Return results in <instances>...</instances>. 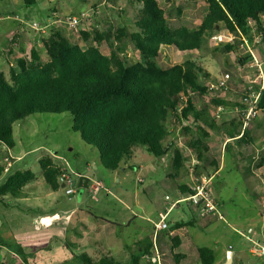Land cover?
Segmentation results:
<instances>
[{
    "label": "rangeland",
    "instance_id": "rangeland-1",
    "mask_svg": "<svg viewBox=\"0 0 264 264\" xmlns=\"http://www.w3.org/2000/svg\"><path fill=\"white\" fill-rule=\"evenodd\" d=\"M157 3L164 10L166 23L172 30L181 27L189 31L196 30L207 12V5L203 2L157 0ZM140 7L139 0H36L35 5L31 7H25L21 0H0V12H7L16 16L18 19L15 20V23L21 25V30H29L30 32H35L30 27L32 23L45 24L52 8L57 11L56 19L60 21L58 25L64 33L68 27L65 22L70 20L71 16L79 17L89 13V16L85 17L78 26L68 27L76 37L81 31L91 34L93 30L101 33L125 28L128 33H132L135 31V21L132 22L131 19L138 13ZM224 33L223 28L218 32L206 33L202 37L196 52L181 53L173 48L161 50L158 58L154 61L160 67L168 68L186 60H196L204 71L200 78L206 86L215 78L228 74L230 79L226 90L208 91L204 95H192V101L197 108L202 109L206 105L211 106L209 108H212L213 111L211 110L209 115L215 119L218 125L229 124L240 118L243 120L241 94L249 86L248 84L256 87V84L249 83L254 79V70L238 63V59L245 56L240 47L238 36L233 37L232 35L235 46L231 52L224 50V44L214 40L216 35L226 36ZM32 37L33 35L30 38ZM38 42L40 44V41ZM84 42L86 43H81L83 50L87 44L93 43L91 38ZM107 44L106 40L102 42L99 50L101 49L100 52L107 54L108 57L113 47L110 48ZM115 45L116 43L113 44L114 47ZM38 52L41 62L44 63L47 60V55L42 46ZM117 53L125 64L135 61L143 62L141 55H135L133 46L126 40L123 41L121 50ZM256 57L261 63L264 76V40L257 48ZM3 72L8 79V69L3 68ZM213 99L229 102L232 104V108H225L223 114L216 118V111L211 105ZM258 118L259 120H257ZM167 124L172 130L170 138L174 140L180 138L182 141L185 135L171 116H169ZM250 127H252L250 137L253 138V143L245 145L240 144L242 142L232 141L234 146L226 148V150L225 147H221L225 140L223 135L210 133L211 131L207 130L209 138L205 143V151L211 153L210 157L213 159L214 165L207 164L202 169L198 167L201 165H197L196 168H199L197 172L194 171L195 155L189 152L181 141L179 144L176 143L174 147L168 146L167 152H174V150L180 152L183 158V167L175 174L172 169L174 158L167 161L163 169L171 173L168 179L172 182L169 181L171 184H168L171 190L168 189L165 192L164 185L159 183V180L155 181L154 184L149 183L148 180L140 184L142 176L138 172L139 167H152L153 164L154 167H158V161H155V158L150 154L145 152L144 156L138 155L136 160L133 159L129 162V168H124V164L128 163L126 162L118 170L109 171L101 166L97 150L92 146L85 145L78 133L71 131V116L68 113L27 116L22 122H18L12 127L15 141L14 149L12 151L7 148L3 149L0 144V185L16 171H31L34 174V179L23 187L18 197H0V200H3L2 203L6 205L0 203V215H5L2 220L0 219V227L9 229L11 233L16 232L19 238L17 242L26 252H35L51 246L50 248L55 252L54 257L57 254L60 257L59 244L65 245L68 249H73V247L68 246L72 240L69 239L72 236L69 227L71 223H69L71 220L70 211L77 207L76 199L80 195L85 201L81 208L89 210L92 215H99V217L105 215L106 219L112 221L117 217V212H120L123 217L131 216L127 207L138 215L144 214L143 209L145 208L148 215L156 221L157 216L154 209L165 203L169 205L176 196H180V187L184 186L191 189L196 177L210 176L221 163L225 169L218 178L216 177L211 182V194L215 199L222 202L221 213H223L226 223L218 221L216 223L217 232L207 236L200 245L208 248L217 245V247L223 248L224 243L230 238L246 246V242L240 239L234 229L242 230L244 224L252 220L250 223L254 224L255 230L259 232L261 230V219L254 199L259 200L260 197L256 193L259 189L256 186L263 185L264 187V109H259L257 116L252 119ZM187 137L190 136L187 135ZM237 148L246 156L245 163L252 165L246 174V181L233 165L232 152H235ZM48 156L62 157L64 161L58 160L57 162L61 167L68 163L74 171L73 173L86 175V179H88L87 188H78L77 183H75V192L68 197L65 196L61 187L56 192L49 191L38 163L39 160ZM6 158L10 163L8 168L5 163ZM86 165L88 166L86 167ZM5 168H7L6 171ZM163 176L162 173V181L164 180ZM95 183H100L102 189L94 192L91 186ZM247 189L250 191V195L247 194ZM136 201H139L142 206H137ZM187 208V202L179 201L178 208L172 210L166 221L170 222L179 217L187 219L190 217ZM152 229L153 227L150 226L151 231ZM120 234H122L123 240L129 243L137 234V230L135 228L125 229ZM85 241L83 240V242ZM215 243L217 244L215 245ZM78 244L80 248L76 252L77 255L88 256V252L81 250V242ZM56 252L58 253L56 254ZM248 261L249 264H264V256ZM164 262L183 264L182 260H179L178 263L174 262L170 255L161 257V264H165ZM0 264H6L5 257L0 258Z\"/></svg>",
    "mask_w": 264,
    "mask_h": 264
},
{
    "label": "trees",
    "instance_id": "trees-1",
    "mask_svg": "<svg viewBox=\"0 0 264 264\" xmlns=\"http://www.w3.org/2000/svg\"><path fill=\"white\" fill-rule=\"evenodd\" d=\"M21 1L25 7L36 3V0ZM184 1L207 5V12L196 30L170 29L157 0H139L141 7L134 16L135 31L132 33L125 28L101 33L93 30L91 34L81 31L79 36L83 41L90 38L93 41L84 50L72 44L58 28H50L48 35L40 40L47 55L44 63L36 48L31 47L22 50L24 56L16 60V69L8 70V79L0 71V144L9 150L14 148L12 127L27 116L63 113L71 116V131L78 133L85 145L97 150L101 166L109 171H116L128 162L134 148H141L154 158L164 156L167 152L165 141L170 135L169 116L178 125L185 122L181 127L185 135L181 143L195 155L197 162L204 159L205 143L209 138L207 130L238 143L247 141L249 127L235 139L240 135L241 118L218 125L209 115L213 111L209 108L211 106L199 109L194 105L193 94L204 95L209 91L201 81L200 75L204 71L199 62L186 60L163 68L154 61L163 49L193 52L206 33L218 32L221 28L225 35H247L249 20L256 21L259 26L264 24V0ZM260 31L264 36V29L260 27ZM105 40L110 48L113 47L108 57L99 50ZM124 40L139 52L143 62L125 64L119 58L117 52ZM222 44L227 52L234 50L233 40ZM249 59L248 55L244 56L238 59V63L244 66ZM182 95L186 97L185 103L181 100ZM211 105L214 110L219 106L232 108L229 102L218 99H213ZM180 106L182 110L178 116L176 110ZM257 107L264 109V90ZM241 109L243 113L245 107ZM173 158L172 169L176 174L183 167V158L177 150H174ZM38 163L48 189L57 191L62 170L49 157ZM33 179L34 174L28 170L12 173L0 185V197H18ZM179 190L183 195L191 193L188 187L182 186ZM0 247L22 259L28 257L19 244L1 237ZM149 252L150 246L143 252L131 254L126 264H139L140 254ZM177 257L180 256H174L176 263L179 261ZM198 257L201 264H215L213 251L209 248L198 249ZM74 258L82 264H124L108 256L98 260L85 255Z\"/></svg>",
    "mask_w": 264,
    "mask_h": 264
},
{
    "label": "crops",
    "instance_id": "crops-1",
    "mask_svg": "<svg viewBox=\"0 0 264 264\" xmlns=\"http://www.w3.org/2000/svg\"><path fill=\"white\" fill-rule=\"evenodd\" d=\"M97 6V5H96ZM94 6V8H96ZM93 8V9H94ZM101 9V8H100ZM51 12V13H50ZM49 14L46 18L51 21V25L49 29L43 33L41 32H30L29 30H21V25H18L15 23V20L12 18L14 15L7 12H0L1 19H0V41H1V49H0V71L3 72V68H7L8 70L16 69V60L19 57H23L24 53H22V50L29 49L31 47L36 48L37 52L38 49L41 47L39 42L42 38H45L48 34L47 32L50 30V28L55 27L59 28V30L63 33V35L72 43L77 44L82 48L81 43L84 42L80 36H75V34H72L70 32V27L66 28V33H64L60 27H59V20L56 19V9L52 8L50 10ZM100 11L98 10V13ZM103 13V12H101ZM97 14V12H96ZM95 14V15H96ZM54 15V16H53ZM130 16V15H129ZM134 16V15H131ZM89 18V17H88ZM131 21H135V18L132 17ZM130 32V30H128ZM133 32V31H132ZM32 33V34H30ZM33 35L32 38H30ZM41 35V36H40ZM38 36V37H37ZM35 38V39H34ZM88 43V42H87ZM92 44H87L85 46V49ZM102 46V45H101ZM100 46V48H101ZM170 49V48H168ZM163 49V50H168ZM101 51V49H100ZM196 52V50H195ZM192 53V52H190ZM39 54V52H38ZM104 54V53H103ZM135 55H139V52L134 50ZM107 56V54H104ZM40 56V55H39ZM7 66V67H5ZM225 110V108H224ZM224 112V111H223ZM222 112V114H223ZM259 120V118L257 119ZM252 121L249 124V133H251V125ZM241 132V130H240ZM210 133H218V132H210ZM211 137V136H210ZM238 139V138H235ZM235 140L231 139H225L223 143L221 144V147L224 148L226 145L229 147L234 146L231 142ZM237 142V141H236ZM246 142V143H245ZM245 142H242L240 144H251L253 143V138L250 137ZM238 143V142H237ZM15 144V141H14ZM15 147V145H14ZM3 148V147H2ZM1 148V149H2ZM227 148V149H228ZM4 149V148H3ZM14 149V148H13ZM219 150V147H218ZM226 150V148H225ZM9 151H12L9 150ZM224 151V150H223ZM145 150L141 148H134L133 149V155L132 158L128 161V163L124 164V168H129V162L133 159H137L138 155L144 156ZM211 153L209 151L204 153V159L202 161L197 162L195 165V169L197 165L202 169L204 165L207 164H213V159L210 157ZM53 164L57 166L60 170L66 171V172H74L71 167L68 165V163H65L64 167H61L57 162L58 160H63L62 157L58 156H48ZM174 152H166L164 156L161 158H155V161H158V167H139L138 172L140 173V176H142L140 179V184L143 183V181L148 180L149 183L154 184L155 181L159 180V183L163 184L165 188V192H167L168 184H171V180H169V173L165 169V165L167 164L168 160L173 159ZM20 158V157H18ZM99 158V157H98ZM232 158L233 165L236 167V169L239 171L240 174H242L244 180L246 181V174L249 170V168L252 166L249 163H245L244 153L238 148L235 150V152H232ZM209 159H211L209 161ZM155 163V162H154ZM173 163V160H172ZM156 164V163H155ZM88 165H86L87 167ZM160 166V168H159ZM199 169V168H198ZM197 169V170H198ZM223 165L219 163L216 170L210 174V176H213V180L215 178L219 177V174L224 170ZM162 173L164 174V180L162 181ZM83 175V178L87 180L86 182H82V188H87L88 186V179H86V175ZM174 175V174H172ZM167 183H166V181ZM212 180V181H213ZM170 181V182H169ZM139 183V182H138ZM84 184L85 187H84ZM60 187V186H59ZM258 187V191L256 192L259 194V200L254 199L256 207H258V215L261 219V230L260 232L255 230L254 224L250 223L252 220L249 221V223L244 224V229L237 230L234 229L235 233L240 237V239H243L246 242V246H244L241 242L233 241L230 238H228L227 242L224 243L223 248L217 247V243H215V247H210L214 254L215 264H225L226 262V254L229 250H231L232 253V259L231 264H249V259H255V258H262L263 256H253L250 254V248L252 247V243L256 242L259 246H264V225L262 223V218L264 215V204L262 205V202L264 201V187L263 185L256 186ZM212 187L210 186V189ZM171 190V189H170ZM50 191V190H49ZM56 192V191H54ZM247 194L250 195V191L247 189ZM185 196V195H184ZM183 194H180V196H176L173 201L167 205V203L158 206L155 210L156 213V221L153 219L150 215H148V212L143 209L144 214L138 215L137 213H134L130 208L127 207L130 211L131 216H122L121 213L117 212V217L112 219L110 221L109 219H106L103 215V217H99V215H92V213L89 210L82 209L81 206L84 205V200L81 198V195L76 199L77 207H74L70 213L71 220L69 221V227L72 233V236H70L69 239H72L70 241L71 244L68 246L73 247V249H68L65 245L59 244V251L61 253V256L57 254V256L54 257L55 252H53V249L50 248H42L35 252H26L23 248V251L26 257L25 259L20 258L19 256L15 255L11 251L0 247V258L5 257L6 264H82L77 259L74 258V256H77V250L80 248L78 243L81 242V250L88 252V256L91 259H100L103 256H108L112 260L116 262H121L126 264L129 261V256L136 252H143L145 248H148L150 246V252L149 254H140V260L139 264H157L156 262H150L146 258H156V255H158L159 264H161V257L164 258L168 255H170L173 258L174 256H180L177 257L178 260H182L183 264H201L199 257H198V249L200 248H208L203 247L200 244L205 240L207 236H210L217 232L218 227L216 226V223L218 220L213 219H207V218H201L197 210L187 203L188 206V212L190 217H187V219L184 218H178V219H172L170 222H167L166 219L171 214L172 210L175 208H178V202L184 200ZM3 200H0V203H2ZM220 202V210H222V202ZM4 205V204H3ZM136 205L141 207L139 201H136ZM6 206V205H4ZM170 211L167 213L165 223L167 224V228L165 230H156L155 225L157 224L159 220V214H164L167 212V210ZM101 210V209H100ZM98 212V211H97ZM98 214V213H97ZM223 214V213H222ZM4 214L0 215V219L2 220L4 218ZM139 222V223H137ZM226 223L225 219L224 221H221ZM150 226L153 227L152 231L150 230ZM174 228H171V227ZM135 228L137 230V234L131 239L129 243L123 240L122 232L125 231V229ZM0 237L8 241L10 243L19 244L17 242V239H19L16 235V232L11 233L9 229L6 230V228L0 227ZM86 240L83 242V240ZM200 241V243H199ZM20 245V244H19ZM21 246V245H20ZM55 248V247H53ZM74 255V256H73ZM83 255V254H81ZM73 257V258H72ZM175 262V261H174ZM179 262V261H178ZM165 263V262H164ZM169 264V263H165Z\"/></svg>",
    "mask_w": 264,
    "mask_h": 264
},
{
    "label": "built area",
    "instance_id": "built-area-1",
    "mask_svg": "<svg viewBox=\"0 0 264 264\" xmlns=\"http://www.w3.org/2000/svg\"><path fill=\"white\" fill-rule=\"evenodd\" d=\"M87 16H89V13L86 15L85 14L80 15L79 17L71 16L70 20L66 21L65 23L70 28L72 27L74 28L78 26L79 23L82 22ZM12 18L14 20L18 19L16 16H13ZM50 25H51V21L47 19L44 25L32 23L30 27L35 32L43 33L49 29ZM247 26H248V34L241 35L239 33L238 39L240 42V47L241 49H243L244 55L245 56L248 55L250 57L249 62L246 63V66L254 70V75H253L254 79L249 83L256 84V88H254L255 85L248 84L249 86H247L243 90L241 97V104L245 107V109L243 110V123L241 127V132L237 138H240L242 136L243 131L248 127L252 119H254V117L257 116L259 111L257 105L260 99V94L264 90V76L262 73V67H261V63L256 57L257 48L260 46V44H262L264 40L263 33L260 31V27L264 29V24L259 26L256 21L249 20L247 22ZM226 36L216 35L214 37V40L219 43H224V42L228 43L233 40L232 36L230 35H226ZM229 79L230 76L228 74H223L222 76L215 78V80H213L211 83H208L207 86L206 85L205 86L208 88L209 91L226 90ZM181 100L183 103H185L186 97L182 95ZM181 110H182V106L177 108L176 113L178 116H180ZM215 111H216L215 117L219 118L222 112L224 111V108L219 106L216 108ZM173 121L175 122L174 119ZM181 122H182L181 125H178L175 122L180 129L185 124L184 121ZM171 131L172 130L169 129L170 134ZM180 141H181L180 138L174 140L173 138H170L169 135L168 139L165 141V146L174 147L176 143L179 144ZM2 147L6 148L3 145ZM5 163L7 168L10 167L8 158L5 159ZM7 168H5V171L7 170ZM79 178H82L80 174L62 171V174L60 175L59 178V183L63 185L62 189L64 190L65 196L68 197L74 194L75 192L74 186ZM212 180H213V176L201 175L196 177L193 180V186L190 189L191 193L188 194L183 201L192 205L197 210V213L201 218L224 221V217L220 210V202L219 200L215 199L211 194L210 186ZM91 189L94 192H97L98 190L102 189V186L100 183H95L93 186H91ZM169 211L170 209L167 210V212L164 214H159V220L155 225L156 230H165L167 228L165 219ZM262 223L264 225V215L262 218ZM251 243H252V247L250 248V254L253 256H263L264 246H259L256 242L253 241H251ZM158 258H159L158 255H156V258L154 259L149 257L146 259H148V261H150L151 263L156 262L157 264H159Z\"/></svg>",
    "mask_w": 264,
    "mask_h": 264
},
{
    "label": "water",
    "instance_id": "water-1",
    "mask_svg": "<svg viewBox=\"0 0 264 264\" xmlns=\"http://www.w3.org/2000/svg\"><path fill=\"white\" fill-rule=\"evenodd\" d=\"M86 182L87 180H85V178H79L78 179V181H77V187L78 188H81L82 187V182ZM85 185L86 184H84V187H85ZM60 187L62 188L63 187V185L62 184H60ZM232 257V253H231V250H229L228 252H227V254H226V262H225V264H231V258Z\"/></svg>",
    "mask_w": 264,
    "mask_h": 264
}]
</instances>
